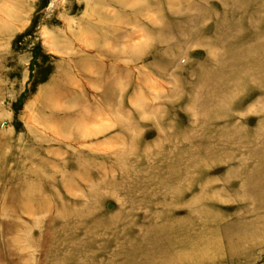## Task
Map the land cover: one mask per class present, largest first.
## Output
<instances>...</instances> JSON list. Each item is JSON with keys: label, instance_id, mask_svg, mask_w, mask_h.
<instances>
[{"label": "rangeland", "instance_id": "1", "mask_svg": "<svg viewBox=\"0 0 264 264\" xmlns=\"http://www.w3.org/2000/svg\"><path fill=\"white\" fill-rule=\"evenodd\" d=\"M0 264H264V0H0Z\"/></svg>", "mask_w": 264, "mask_h": 264}, {"label": "bare ground", "instance_id": "2", "mask_svg": "<svg viewBox=\"0 0 264 264\" xmlns=\"http://www.w3.org/2000/svg\"><path fill=\"white\" fill-rule=\"evenodd\" d=\"M63 52V51H62ZM58 100V99H57ZM60 100V99H59ZM58 103V102H57ZM55 104V103H54Z\"/></svg>", "mask_w": 264, "mask_h": 264}]
</instances>
